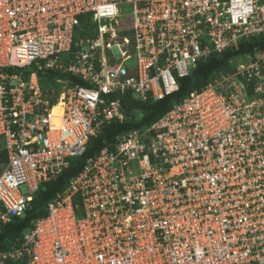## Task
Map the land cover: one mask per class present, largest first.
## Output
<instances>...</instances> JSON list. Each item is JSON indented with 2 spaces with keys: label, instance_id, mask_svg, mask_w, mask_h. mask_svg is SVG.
<instances>
[{
  "label": "built area",
  "instance_id": "built-area-1",
  "mask_svg": "<svg viewBox=\"0 0 264 264\" xmlns=\"http://www.w3.org/2000/svg\"><path fill=\"white\" fill-rule=\"evenodd\" d=\"M262 35L264 0H0V232L124 121L123 95L161 100ZM49 69L84 84L43 90ZM47 211L0 264H264V49L87 159Z\"/></svg>",
  "mask_w": 264,
  "mask_h": 264
},
{
  "label": "trees",
  "instance_id": "trees-1",
  "mask_svg": "<svg viewBox=\"0 0 264 264\" xmlns=\"http://www.w3.org/2000/svg\"><path fill=\"white\" fill-rule=\"evenodd\" d=\"M87 18L88 16L80 18L81 25L86 29L90 25ZM255 49H264V35L243 42L236 49H230L221 54L209 55L206 59L199 61L187 77L178 79V90L176 92L161 100L148 99L142 102L130 93L123 95L121 102L125 116L124 121L122 123L111 121L102 127L96 135L89 139L83 155L70 159L68 168L56 180L38 186L24 215L2 225L0 250H9L13 246H19L23 234L31 227L32 221L48 216V203L58 198L66 190L71 179L80 173L87 159L94 158L106 147L112 149L120 135L134 129L143 130L148 128L170 111L175 104L183 101L190 93L202 91L213 83L220 74L234 71L237 64L235 61L231 64V61L239 57L243 58L246 54H252ZM39 74V82L43 90L58 87L55 82L56 78H68L72 85L84 84L82 81L73 79L67 73L59 70L49 69ZM242 85H245L244 81H242ZM6 163V152L1 151L0 164L5 166ZM78 203L79 199L75 198L74 205ZM76 216L80 217L79 211H76Z\"/></svg>",
  "mask_w": 264,
  "mask_h": 264
},
{
  "label": "rangeland",
  "instance_id": "rangeland-1",
  "mask_svg": "<svg viewBox=\"0 0 264 264\" xmlns=\"http://www.w3.org/2000/svg\"><path fill=\"white\" fill-rule=\"evenodd\" d=\"M121 11H123V13H129L130 11H132V8H131V6L130 5H124V6H121ZM114 52H116V50H114ZM115 54H117V52L115 53ZM235 63L238 65V64H245V60H243L242 58H236L235 60ZM131 61H128L126 64L128 65V66H130L131 65ZM36 71V70H35ZM37 72V74H38V76H40V74H39V72L38 71H36ZM43 77V76H42ZM44 78H45V76H44ZM61 87L60 86H58V90L60 89ZM135 98V97H134ZM3 144H4V139L3 138H0V152L2 151V148H3ZM4 171V166L3 165H1L0 164V174L2 173ZM20 190H21V193L22 194H27V189H26V187L25 186H21L20 187Z\"/></svg>",
  "mask_w": 264,
  "mask_h": 264
},
{
  "label": "bare ground",
  "instance_id": "bare-ground-1",
  "mask_svg": "<svg viewBox=\"0 0 264 264\" xmlns=\"http://www.w3.org/2000/svg\"><path fill=\"white\" fill-rule=\"evenodd\" d=\"M62 113V111H61V109L59 110V108H55L54 110H53V115H59V114H61Z\"/></svg>",
  "mask_w": 264,
  "mask_h": 264
},
{
  "label": "clouds",
  "instance_id": "clouds-1",
  "mask_svg": "<svg viewBox=\"0 0 264 264\" xmlns=\"http://www.w3.org/2000/svg\"><path fill=\"white\" fill-rule=\"evenodd\" d=\"M257 51H258V50L255 49L254 53H252V54H246L242 59H243V60H246V57H247V56H249V55L253 56ZM259 51H261V50H259ZM233 63H234V60H233ZM38 80H39V78H38ZM39 83H40V82H39ZM57 95H58V94H57Z\"/></svg>",
  "mask_w": 264,
  "mask_h": 264
}]
</instances>
